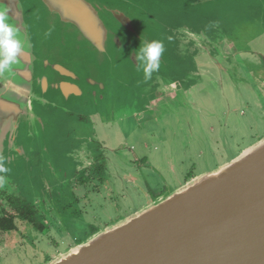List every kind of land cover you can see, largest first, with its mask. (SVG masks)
Returning <instances> with one entry per match:
<instances>
[{
	"label": "water",
	"instance_id": "1",
	"mask_svg": "<svg viewBox=\"0 0 264 264\" xmlns=\"http://www.w3.org/2000/svg\"><path fill=\"white\" fill-rule=\"evenodd\" d=\"M0 7L11 9L22 44L17 62L0 72V166L17 173L29 161L25 144H46L60 115L83 98L102 101L111 82L120 95L148 94L180 77L172 70L185 47L180 36L198 34L186 23L264 9V0H0ZM141 40L164 44L151 79L136 60ZM40 264H264V137Z\"/></svg>",
	"mask_w": 264,
	"mask_h": 264
},
{
	"label": "flooded vegetation",
	"instance_id": "2",
	"mask_svg": "<svg viewBox=\"0 0 264 264\" xmlns=\"http://www.w3.org/2000/svg\"><path fill=\"white\" fill-rule=\"evenodd\" d=\"M247 10L199 21L200 38L189 40L185 59L196 77L151 99L119 96L113 87L101 107L60 115L67 128L53 157L38 141L25 147L34 177L19 182L0 172V264L46 263L109 225L114 211L129 214L169 181L181 185L264 137V11ZM114 133L124 141L116 144ZM235 138L253 142L241 147Z\"/></svg>",
	"mask_w": 264,
	"mask_h": 264
},
{
	"label": "clouds",
	"instance_id": "3",
	"mask_svg": "<svg viewBox=\"0 0 264 264\" xmlns=\"http://www.w3.org/2000/svg\"><path fill=\"white\" fill-rule=\"evenodd\" d=\"M10 11L8 7H0V72L10 70L22 52L18 29L9 22ZM134 51L139 66L143 68L145 79H151L152 73L160 68V57L164 52L163 42L141 40L139 47ZM7 171V168L0 166V172ZM2 182L3 177H0V183Z\"/></svg>",
	"mask_w": 264,
	"mask_h": 264
},
{
	"label": "rangeland",
	"instance_id": "4",
	"mask_svg": "<svg viewBox=\"0 0 264 264\" xmlns=\"http://www.w3.org/2000/svg\"><path fill=\"white\" fill-rule=\"evenodd\" d=\"M222 16V14H220L219 15V18ZM185 20H182L181 22H184ZM186 23V22H185ZM188 26H191V25H194L195 26V30H197V31H200V22H194V23H186ZM241 29H245L246 28V26H243V27H240ZM253 32H260V30H259V28L256 26L253 30H252ZM249 33L250 32H248V36H249ZM241 35H243V36H246V34L244 33V32H241L240 33ZM251 35V34H250ZM241 38H244V37H241ZM260 72V71H259ZM260 74H264V72H260ZM111 85H110V87H109V89H108V91H107V95H106V97L102 100V101H94L91 97H85V98H83L79 103H76V104H74L73 106H72V110L71 111H68V112H66L65 114H64V116H66L67 117V115H68V113H70V112H72V111H74V110H77V109H79V110H83V111H91L92 109H97V108H99V107H101L102 106V104L103 103H105V100L107 99V97H108V94H109V92H110V89L111 88H113L114 87V91H115V93L116 94H118L119 96H121V95H123V96H131L130 94H133V93H130L129 91L128 92H121V95L118 93V91L116 90V88H115V85H113L112 84V82L110 83ZM139 95V93L138 94H133V96H131V97H135V96H138ZM139 96H141V98H145L146 96H148L147 94H140ZM150 97V96H149ZM220 113H221V110H220ZM213 121H215V123H216V125L218 126L219 125V121L217 120V119H213ZM57 123H58V126L54 129V132L55 133H53V135H51L52 137L51 138H49V139H47V143L45 144L44 142H42L41 140H38V139H36V140H34V141H38L39 142V144L43 147V149L44 150H46V152L47 153H49V154H51L52 155V157L54 156V149L53 148H55V143H56V141H57V139L59 138L58 137V135L60 134V133H62L63 132V130H64V126L67 128V126H66V124H65V122H63L62 120H57ZM76 127V129L77 130H79L78 129V126H75ZM74 126H73V128H75ZM87 129H88V127H87ZM261 129H263V128H261ZM79 133H86L87 132V130H85V129H82V130H79L78 131ZM204 132H206V131H204ZM175 134H176V132H175ZM86 135V134H85ZM122 133H121V140H123L124 141V138L122 137ZM158 135V134H157ZM110 135H108V137H109ZM221 136L223 137V132L221 133ZM58 137V138H57ZM158 137V136H157ZM103 139L107 142V139H106V137L104 136L103 137ZM177 139H178V141H179V143H181L182 144V146L184 147V148H188L189 147V144H188V142H187V140L183 137L182 139H180V138H178L177 137ZM111 140V139H110ZM239 140H241V138H239V139H237V138H235L234 139V141H235V143L236 142H238ZM33 141V142H34ZM33 142H29V143H26L25 144V147L27 146V145H30V144H33ZM244 142V139L243 140H241L240 141V143H238V145L237 146H244L245 144L247 145V144H250L251 142H253V141H250L248 138H247V140L245 141V143H243ZM114 143L115 142H110V145H114ZM234 143V144H235ZM73 144H75V142H73ZM25 149V148H24ZM25 155V154H24ZM224 155L225 154H223L222 153V157L219 159V161H221V159H225V157H224ZM26 156V155H25ZM51 157V158H52ZM48 160H50V161H52L53 159H49L48 158ZM32 165L30 164V161H28V163H27V166L26 167H20L18 170H17V173H14V172H11L10 174H12L13 175V177L15 178V179H17L19 182H21V181H23L24 179H26V178H28V177H30V176H32V169L30 168ZM216 166V165H215ZM213 167L214 166H209V165H205L203 168H199L201 171H199L198 173H200V172H204V169H207V170H205V171H208V170H210V168L211 169H213ZM16 175H20L21 177H16ZM34 175H35V173L33 174V177H34ZM169 183L171 184V185H168L167 186V188H166V191L165 192H167L168 190H170V189H173L175 186H176V184H178L177 182H173V181H169ZM20 186H22L21 184H20ZM164 192V193H165ZM164 193H162V195L164 194ZM132 203H133V200L131 201ZM144 203V200H142V202L141 201H139L138 202V206L137 207H135V208H133V210H135V209H138V208H140V207H142L143 205H145V204H143ZM129 204H130V201H129ZM141 204V205H140ZM86 209H88V210H92V208H86ZM133 210H131V212L133 211ZM119 212H115L114 211V213L113 214H111V216L110 217H114L115 215V218H113L111 221H110V223H112V222H114L115 220H117V219H119V218H121V217H119V218H117L118 216H117V214H118ZM130 213V212H129ZM126 214H128V213H126ZM125 214V215H126ZM123 216V215H122ZM72 243H74V242H70V243H68L70 246H66V247H64L63 248V250H66L68 247H71L72 245H74V244H72ZM63 252V251H62ZM61 252V253H62ZM43 260V259H42ZM42 260H35V261H33L32 262V264H39ZM25 262V261H24ZM41 263H43V262H41ZM26 264H30L29 263V261H27V263Z\"/></svg>",
	"mask_w": 264,
	"mask_h": 264
},
{
	"label": "crops",
	"instance_id": "5",
	"mask_svg": "<svg viewBox=\"0 0 264 264\" xmlns=\"http://www.w3.org/2000/svg\"><path fill=\"white\" fill-rule=\"evenodd\" d=\"M256 9H261V8H248V10L247 11H252V10H256ZM261 10H263L264 11V9H261ZM201 35V33L199 34V35H197V34H195V35H189V36H187V35H184V34H182L180 37H181V39L183 40V42L185 43V47L183 48V49H181L180 51H178L177 52V54H176V56H178V58H179V61H177V63H174L173 62V65H172V70L174 71V72H176L177 74L179 73L180 74V77H175L174 79L173 78H171L169 81H167V82H164L163 84H162V86L160 87V88H157V90L156 89H152L147 95L148 96H150V99L151 98H153V97H158L159 95H161L162 94V92L164 91L165 92V90H166V88L167 87H174L175 85H177V84H179V83H183V82H186V81H189V80H191L193 77H196L197 76V74L195 73V71H193L192 70V72L191 71H188L187 70V68H186V66H185V59H186V56L188 55V53L190 52V50H191V47H189V40H191V39H199L200 36ZM177 58V57H176ZM203 75H205V74H207L206 72H204L203 71V73H202ZM194 75V76H193ZM176 79V80H175ZM145 90H147V89H145ZM140 94H144V93H140ZM139 94V95H140ZM146 94V93H145ZM138 95V96H139ZM166 116H168V114H166ZM120 137V135H118V134H116V133H114V135H113V138L115 139V140H117L118 142H116V144L117 143H119L120 141H121V138H119ZM256 142V141H255ZM245 149V148H244ZM238 154V153H237ZM232 155H236V154H232ZM232 155H230V156H232ZM229 156V157H230ZM228 160V159H227ZM226 160V161H227ZM201 173V172H200ZM199 174V173H198ZM177 186H179V185H177ZM177 186H175V187H177ZM161 196V195H160ZM150 202V201H149ZM122 217V216H121ZM64 251V250H63Z\"/></svg>",
	"mask_w": 264,
	"mask_h": 264
}]
</instances>
